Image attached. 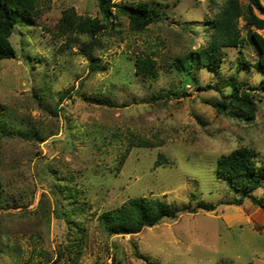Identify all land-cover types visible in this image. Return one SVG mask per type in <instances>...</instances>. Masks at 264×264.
Listing matches in <instances>:
<instances>
[{
  "label": "rangeland",
  "instance_id": "1",
  "mask_svg": "<svg viewBox=\"0 0 264 264\" xmlns=\"http://www.w3.org/2000/svg\"><path fill=\"white\" fill-rule=\"evenodd\" d=\"M223 1L112 0L113 13L148 3L163 19L132 32L128 17L116 13L99 36L104 48L94 52L102 69L92 74L81 48L91 37L61 29L70 8L102 17L98 0H41L34 22L16 26V57L0 62V115L13 133L0 129V264H264V187L229 203L240 196L215 171L223 154L240 147L264 161V96L247 124L218 113L209 101L220 94L199 87L235 72L248 85L257 77L237 70L238 47L226 48L220 71L203 67L192 77L186 70L180 83L176 77L175 58L203 45L207 16ZM239 28L254 61L257 45L247 31L255 29L243 19ZM139 54L157 60L159 78L135 73ZM170 88L169 98L151 100ZM62 184L68 200L84 207L74 221L84 230L74 262L64 247L77 235L68 236L58 217L68 202ZM194 193L217 208L180 211L137 234L111 235L100 224L103 213L131 198L195 207Z\"/></svg>",
  "mask_w": 264,
  "mask_h": 264
},
{
  "label": "trees",
  "instance_id": "2",
  "mask_svg": "<svg viewBox=\"0 0 264 264\" xmlns=\"http://www.w3.org/2000/svg\"><path fill=\"white\" fill-rule=\"evenodd\" d=\"M98 1L102 17H92L90 15L84 17L70 8L65 10L62 19L64 20L62 26L64 25V27L61 30H64V34L77 32L91 37L90 40L84 41L81 45L84 56L89 59V74L102 69L98 60L99 56L94 52L104 48L103 41L99 36L108 31L109 23L116 13L128 17L129 29L132 32L143 31L150 24L163 19L160 11L148 3H129L118 7L116 13H113L112 8L115 3H112V0ZM40 3L41 0H0V62L16 57V49L11 37L18 24L23 26L34 22L41 11ZM216 10L213 16H207L203 45L175 58V70L178 72L176 77L179 78L180 83L182 79L185 81L184 71L186 70H188L186 71L188 75L191 74L192 77L203 67H207L211 71H220L225 59L226 48L238 47L236 61L239 66L237 70H249L251 73L253 72L250 69L253 70L257 81L248 85L245 80L238 77L239 72H235L230 77H222L214 83H208L206 86L200 85L199 87L202 90H215L220 94L219 99L209 101L218 113L237 122L253 124L257 118L261 98L264 96V36L257 31L264 29V4L261 0H250L245 7L241 0H224L220 7L217 4ZM241 19L245 21L248 27L255 29H248L247 31L248 39L254 41L257 45L254 44L258 54L254 61L247 57L245 51V37L242 36L239 28ZM135 64L136 74L151 76L154 79L159 78L158 62L155 58L139 54ZM174 93L175 91L170 88L166 93L154 96L151 100L166 99ZM85 98L100 105L114 106L113 103L102 97L89 98L85 96ZM2 119L3 117L0 115L2 134L13 135L12 132L8 131L9 128L2 124ZM144 142L146 141H141L140 145L147 146L148 144ZM160 157L164 158V155L161 154ZM215 171L216 177L219 178L225 188L229 192L240 196L238 199L235 198L234 201H227L229 203L241 204L245 197L253 195L258 189L264 187V161L260 162L258 151L252 147H240L223 154L215 165ZM62 185L64 188H61V190L64 191V198L68 200L69 197L65 193L67 190L66 185ZM70 193L72 196L77 192L74 190ZM193 196V200H196V206L184 205L182 208L174 207L161 199L131 198L122 208L103 213L100 224L111 235L137 234L145 227H152L165 219L175 218L180 211L195 212L198 208L212 211L217 208V205L212 202L198 199L196 193ZM83 208V206L82 208L78 207V202L68 200L67 203L64 202V210L60 209L61 211L58 212V217L63 218L68 225V236L71 237V232L77 235L75 240H69L64 247L69 255L73 254V257H69V260L73 262L76 257L80 256L81 243L84 241L83 227L74 225L75 217L81 215L80 211ZM78 220L79 223L77 224H80ZM62 253L65 252L60 251V257Z\"/></svg>",
  "mask_w": 264,
  "mask_h": 264
}]
</instances>
